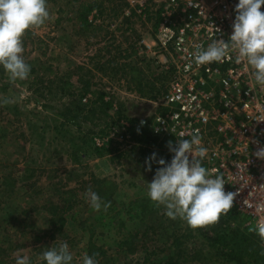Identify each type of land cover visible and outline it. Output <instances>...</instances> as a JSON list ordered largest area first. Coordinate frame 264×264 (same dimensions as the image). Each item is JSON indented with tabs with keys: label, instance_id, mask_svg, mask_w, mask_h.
<instances>
[{
	"label": "rangeland",
	"instance_id": "rangeland-1",
	"mask_svg": "<svg viewBox=\"0 0 264 264\" xmlns=\"http://www.w3.org/2000/svg\"><path fill=\"white\" fill-rule=\"evenodd\" d=\"M89 1L47 0L51 18L23 37V58L35 71L27 80H11L1 65L0 98L13 102L0 103V258L16 264L19 253L28 256L30 264H46L41 254L66 242L72 264H83L91 229L93 241L106 251L99 264H143L152 253L155 261L178 254V264H234L220 256L231 251L244 264H264V244L243 217L222 215L218 223L193 230L185 221L167 217L164 206L149 198L147 183L160 167L159 159L171 161L156 145L147 144L146 134L97 154L90 136L115 117L113 105L133 119L159 109L165 80L152 78L161 71L156 68L159 61L169 58H157L156 50L145 47L146 37L155 40L154 0H97L99 12L89 16L92 25L86 31L76 21V9ZM133 49L137 57L124 60ZM35 77L45 87L52 80L56 85L40 97L30 87ZM82 80L89 81L92 91L105 93L110 105L91 123L61 115L72 101L77 107L90 106V94L77 96ZM62 86L72 98L55 93ZM54 126L59 132H53ZM154 153L157 159L148 171L146 161ZM89 188L113 203L109 215L90 206L85 195ZM59 199H69L72 205L64 232L35 242V236L49 235V218L52 209L60 207Z\"/></svg>",
	"mask_w": 264,
	"mask_h": 264
},
{
	"label": "built area",
	"instance_id": "built-area-1",
	"mask_svg": "<svg viewBox=\"0 0 264 264\" xmlns=\"http://www.w3.org/2000/svg\"><path fill=\"white\" fill-rule=\"evenodd\" d=\"M154 2L155 49L169 58L164 70L172 69L160 112L133 121L115 118L105 133L92 136V144L120 149L143 132L175 144L198 130L200 146L207 149L203 166L224 177L225 192L236 193L233 207L253 228L264 217L256 211L257 204L264 205V159L255 155L264 145V86L245 62H236L235 52L205 65H197L192 55L218 39L229 42L239 0Z\"/></svg>",
	"mask_w": 264,
	"mask_h": 264
},
{
	"label": "clouds",
	"instance_id": "clouds-1",
	"mask_svg": "<svg viewBox=\"0 0 264 264\" xmlns=\"http://www.w3.org/2000/svg\"><path fill=\"white\" fill-rule=\"evenodd\" d=\"M264 0H239L235 7L233 33L229 42L218 39L206 49L193 53L197 65L222 62L235 52L236 62H245L254 71L256 83L264 86ZM47 0H0V65L10 75L11 80L24 81L29 78L31 67L23 58L25 51L23 37L26 32L38 28L50 19ZM219 31V29H217ZM13 100L0 98V103L9 104ZM202 138L198 130L191 139H179L167 147L173 153L170 163L159 159L160 167L148 185V196L158 206L163 205L167 217L185 221L193 230L206 228L219 222L222 215L232 210L236 193L225 192L226 181L222 175H214L215 169L203 166L207 149L201 147ZM258 159H264V145L258 147ZM157 159L154 153L147 161L148 171ZM90 206L95 211L106 212L111 202H105L91 188L85 193ZM257 212H264V205L257 204ZM250 231L256 232L264 240V217ZM83 256V264H99L96 256ZM16 264H30L28 256L16 254ZM46 264H72L73 255L65 242L59 247L52 246L39 257Z\"/></svg>",
	"mask_w": 264,
	"mask_h": 264
},
{
	"label": "trees",
	"instance_id": "trees-1",
	"mask_svg": "<svg viewBox=\"0 0 264 264\" xmlns=\"http://www.w3.org/2000/svg\"><path fill=\"white\" fill-rule=\"evenodd\" d=\"M100 6L97 3V0H93V1H89V2H80L77 6L76 9V21L79 24V27L83 30L88 31L89 28L91 27L92 23L89 21V16L94 13V12H99ZM147 12V11H146ZM154 19H155V28H157V25L159 23V19L156 16V14L154 13ZM138 52L133 49L132 51H130L127 55H125L124 57H122L124 60H130L133 57H137ZM110 62H107L102 68H104L105 66H109ZM1 65H0V70H1ZM94 68L96 69V67L94 66ZM119 68V67H118ZM156 68H160V72L158 73L157 76L154 75V77L152 78V81H164L165 80V86L163 83V90L161 91V97L164 94L165 90H166V86L167 83L170 80V76L172 74V69H168V70H164V66L163 65H157ZM156 68L154 71H156ZM119 70V69H117ZM34 69H31L30 73H34ZM56 81L57 80H52V81H48L49 85H47L46 87L44 86V82L41 78L35 77L33 79V81L30 84L31 88H34V91L36 90L37 92H39V96L40 97H45V89L47 88H51L53 86L56 85ZM155 82L151 83L152 86H150L151 90H154V84ZM80 84L82 85L79 90H78V97H83L86 96L88 94L91 95V97L93 98V100L91 101V104L89 107H77L75 103L72 104H68L67 106L64 107L63 111H61V115L64 117H68L69 115H73L74 119H82L86 122H93L92 120L98 115V113H101V111H105L107 109L110 108V105L104 101V96L105 93H101V92H96V91H92L91 90V84L89 83V81H85L82 80L80 81ZM62 85H64L65 87L68 85V81H66V83H63ZM65 87H61L59 89H56L55 93H59L63 94L64 96H69V98H72V94L70 95V91H67L65 89ZM73 107V108H72ZM119 119V118H123V119H128L133 121V119L129 118V117H125L122 112L121 109H119L118 111H116V115L114 118H112V121L114 119ZM112 121L108 122L107 124H105L100 130H98L95 134H103L105 133L106 129L109 127V125L112 123ZM65 124L66 123H61L60 124V128H65ZM54 131H58V127H53V132ZM59 132V131H58ZM69 132V131H66ZM143 134H146L147 136V144L150 145H156L157 150H159V152L165 153L166 157H167V161H171L173 154L171 152H169V148L167 147L168 142H158L156 139L152 138L151 135L146 132H143ZM139 137L138 135L135 136V138ZM90 140L92 141V136H90ZM116 147L111 148V149H98L96 150L97 154L99 156L101 155H105L108 154L109 152H111L112 150H114ZM170 163V162H169ZM59 201L61 202L60 207H56L52 209V213H51V217L49 218V225H48V231H49V235H43V236H35L33 239L35 242H41L44 238L49 237L51 239H55L57 235L61 234L64 232L65 230V226H66V218L65 215L67 212H69V210L72 209V205L69 199H59ZM113 207V203L111 202V207L106 211V214H110L111 213V208ZM235 215H239L241 216L239 213H237V211L234 209V207L232 208L231 211H229L225 216L227 217H232ZM243 217V216H241ZM244 218V217H243ZM245 219V218H244ZM204 236L206 237L207 241L210 243L211 246H214V241L208 237V235H206V233L204 234ZM93 232L91 231V229H89V239L87 242V248H86V253L89 256H92L93 254H98L96 256V259H103L106 256V251L105 249L100 246L97 245L95 243V241H93ZM190 235H188L189 238ZM261 241L264 244V240L261 239ZM176 244H178V246L180 245V242H176ZM220 256H222L221 258L225 259L227 262L229 263H234V264H244L242 262V260L240 258H238L232 251L228 252V253H221ZM181 256H179L178 254H176L175 258L173 259V257H169L165 262L163 260L160 261H155L152 258H157L153 253L147 255L144 260H143V264H178V261L180 259ZM0 264H6L4 260H2V258H0Z\"/></svg>",
	"mask_w": 264,
	"mask_h": 264
},
{
	"label": "crops",
	"instance_id": "crops-1",
	"mask_svg": "<svg viewBox=\"0 0 264 264\" xmlns=\"http://www.w3.org/2000/svg\"><path fill=\"white\" fill-rule=\"evenodd\" d=\"M144 42H145V47L147 48V49H152V51H154V50H156L155 49V40L154 39H152V38H149V37H146L145 39H144ZM162 57V58H161ZM157 58H161V59H163V56H160V55H158V57ZM160 60V59H159ZM159 62H161V65H163L162 63H163V61H159ZM160 112V109H158L156 112H154V113H152V114H150V115H148L147 117H153V115L154 114H156V113H159ZM129 118H131V119H133L134 117H129ZM147 133V132H146ZM148 134V133H147ZM151 135V134H150ZM151 137H152V135H151ZM153 138V137H152ZM155 139V138H154ZM157 140V139H156ZM158 141V140H157ZM235 209V208H234Z\"/></svg>",
	"mask_w": 264,
	"mask_h": 264
}]
</instances>
